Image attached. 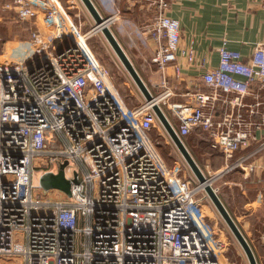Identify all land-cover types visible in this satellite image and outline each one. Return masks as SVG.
<instances>
[{"label": "built area", "instance_id": "built-area-1", "mask_svg": "<svg viewBox=\"0 0 264 264\" xmlns=\"http://www.w3.org/2000/svg\"><path fill=\"white\" fill-rule=\"evenodd\" d=\"M152 3L151 62L173 63L178 77L179 21L166 14L170 0ZM6 6L37 28L0 61V264H229L204 220L203 185L181 155L169 165L150 135L152 105L170 108L183 142L191 135L221 152L224 174L237 151L257 141L235 165L264 147V43L248 57L222 44L180 102L169 101L176 90L163 76L151 100L129 106L92 48L98 27L84 30L61 0ZM183 54L193 62L191 49ZM65 158L70 195L48 198L57 188L35 185V171L57 173Z\"/></svg>", "mask_w": 264, "mask_h": 264}, {"label": "crops", "instance_id": "crops-1", "mask_svg": "<svg viewBox=\"0 0 264 264\" xmlns=\"http://www.w3.org/2000/svg\"><path fill=\"white\" fill-rule=\"evenodd\" d=\"M67 1L77 9L79 21L91 20V25H95L81 0ZM92 1L103 17H109L110 29L147 87L158 90L163 76L175 87L176 95L169 97L170 102L182 101L184 97L179 93L186 87L202 86L199 76L218 64V48L222 44L248 57L256 43H264V0H170L166 14L180 24L177 77L173 63L161 70L151 62L155 45L144 29L156 14L152 0ZM38 22L43 23L42 16ZM188 49L195 55L193 62H188L183 54ZM258 132L261 135L264 129ZM187 139L193 138L190 135ZM256 143L252 141L230 160L234 165L223 174H228L222 180L223 201L249 241L257 263L264 264V147L235 165Z\"/></svg>", "mask_w": 264, "mask_h": 264}, {"label": "rangeland", "instance_id": "rangeland-1", "mask_svg": "<svg viewBox=\"0 0 264 264\" xmlns=\"http://www.w3.org/2000/svg\"><path fill=\"white\" fill-rule=\"evenodd\" d=\"M9 1L10 0H0V61L5 59L12 60L16 58L17 54L15 53V49L23 45L30 34L37 28L33 21L20 20L17 17L14 9L6 6ZM61 2L69 11L71 16L75 18L76 21H78L77 9H75L74 6H70V2L67 0H61ZM81 18L83 19V17ZM83 21V29H90L92 26L91 20L87 21L85 19ZM90 40L93 50L96 52V55L99 56L100 61L109 69L114 83L125 97L127 104L129 106H135L139 104L143 99L142 93L118 59L117 55H115V52L104 38L102 32L99 31L97 34H93ZM148 88L154 95L160 92L152 89L151 87ZM162 108H164L163 110L165 114L173 122L174 126H176L177 121L172 116L170 108H168L166 104L165 106L162 105ZM164 131H166L164 129V125H162L158 120L155 128L153 127L151 129L150 135L156 142L159 152L170 165L173 160L177 158L176 155L180 156L181 154L177 148V150L174 148L176 146L174 145L173 147V144H171L168 138L164 136L165 134H161V132ZM187 137L188 136L183 137L185 145L199 165L205 177L211 178V185L213 187H218L217 193L223 201L224 183H222V180L225 179L228 174L220 175L218 174V171L225 167L224 155L221 152L212 150L209 147L210 143L204 139H195V137H192L194 139H187ZM60 167L65 168L68 174H72L74 164L69 159L65 158L62 160V162H60ZM39 173L40 169H36L33 176V183L35 185H37L39 182ZM44 194L48 198H67L61 189H51L50 191H46ZM223 202L228 211L231 212L229 206L225 203V201ZM202 211L205 215L204 220L207 226L209 229H211V232L215 234L216 238L222 243V246L224 247L227 254L229 264H248L244 250H242L241 245H239L227 224L218 213L219 211H217L209 198L207 201L206 199L204 200ZM15 260L20 261V258L15 257Z\"/></svg>", "mask_w": 264, "mask_h": 264}, {"label": "water", "instance_id": "water-1", "mask_svg": "<svg viewBox=\"0 0 264 264\" xmlns=\"http://www.w3.org/2000/svg\"><path fill=\"white\" fill-rule=\"evenodd\" d=\"M83 3V6L88 10L92 18L94 19L95 26L100 29L103 36L115 52V55H117L118 59L124 66V68L127 70L129 75L131 76L132 80L137 85L138 89L144 96L145 100H151L152 99V93L150 89L147 87L146 83L143 81L142 77L140 76L139 72L133 65L131 59L117 40L116 36L112 32V30L109 27V17H103L98 9L96 8V5L93 3L92 0H81ZM153 110L156 113V116L158 120L161 122L162 125H164V129L174 142L176 148L178 149L179 153L183 157V159L186 161V163L189 165L190 169L200 182V184L203 185V188L208 195L209 199L219 211L218 213L223 218L225 223L227 224L228 228L236 238L239 245H241L242 250H244V253L246 255L248 264H258L257 259L255 257L254 251L247 240L246 236L238 226L237 222L231 215V213L228 211L227 207L225 206L224 202L218 195L216 189L211 185L210 182H208V178L205 177L202 170L200 169L199 165L189 152L187 146L185 143L181 140V138L178 136L177 132L175 131L174 127L169 122L165 112L163 111V108L160 107L159 104L154 103L152 105ZM72 181H76V179H73ZM39 182L42 188L44 190H48L51 188H57L64 191L67 195H70V185L71 181L65 177L64 175V169L63 167H60L57 171V173L48 171L44 172L40 178Z\"/></svg>", "mask_w": 264, "mask_h": 264}, {"label": "bare ground", "instance_id": "bare-ground-1", "mask_svg": "<svg viewBox=\"0 0 264 264\" xmlns=\"http://www.w3.org/2000/svg\"><path fill=\"white\" fill-rule=\"evenodd\" d=\"M221 172H219L218 174H220ZM217 175V174H216ZM214 177H216V176H214ZM211 181V178H208V182H210Z\"/></svg>", "mask_w": 264, "mask_h": 264}]
</instances>
